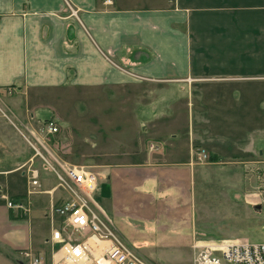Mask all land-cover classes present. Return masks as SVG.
Here are the masks:
<instances>
[{
    "label": "crops",
    "instance_id": "1",
    "mask_svg": "<svg viewBox=\"0 0 264 264\" xmlns=\"http://www.w3.org/2000/svg\"><path fill=\"white\" fill-rule=\"evenodd\" d=\"M77 103L95 116L117 108L119 131L106 134L114 159L100 164L98 188L108 185L101 207L114 230L132 242L128 228H154L193 249L215 200L249 203L220 186L234 182L240 152L264 141V0H0V120L26 132L49 119L74 127ZM8 130L0 125V264L24 251L43 262L36 247L52 242L40 213L65 192L42 163L49 188L29 192L36 159ZM197 146L211 159L193 162ZM11 172L26 176L24 190ZM2 196L25 200L26 215Z\"/></svg>",
    "mask_w": 264,
    "mask_h": 264
},
{
    "label": "rangeland",
    "instance_id": "2",
    "mask_svg": "<svg viewBox=\"0 0 264 264\" xmlns=\"http://www.w3.org/2000/svg\"><path fill=\"white\" fill-rule=\"evenodd\" d=\"M107 107L108 110L105 114H108V116L114 115V118L106 122L108 124L106 128L103 125L102 127L100 126L103 124L102 118L103 116L105 117V114L102 113L101 115L100 113V115L95 116L91 113L94 112L92 106L77 103L73 108L75 109L74 113H70L72 115L70 117L72 118L69 122L71 125L73 124L74 127L69 126V123L67 127L65 124L56 121V119H52L59 124V131L55 136L48 137L49 143L47 144L61 161L72 165L84 166L94 172L97 175L99 183L104 173L103 169L100 168V164L113 158L112 156L116 149V137L107 136L106 134L110 131L115 135V133L119 131V129H117V124H120V122L117 121L119 118L117 117L116 105H107ZM74 114H76L77 118L74 117ZM45 122L46 121H44L40 127L38 126L35 128V131L39 135L45 131ZM0 125L4 129H10L8 131L17 138L15 141L17 144L26 145L21 134V132H26L24 129L20 126L16 129L3 120H0ZM77 125L79 126L77 127ZM144 143H147V139L144 140ZM260 145L261 146L253 147L251 152H240L239 158L237 157L236 160L233 161L235 164L233 170L235 177L234 182L233 179L228 180V182L222 181L220 186L221 193L226 192L225 189L228 187L229 189L234 187L238 193L250 195L247 196L249 202L247 203L248 206L246 204L243 205L244 199L242 196H235V201L232 203L229 202L227 207L224 205V198L223 201L220 202L215 200L213 208L205 211L204 215L207 217V221L203 222L205 223V228L202 226V222L199 223L205 235L200 237L201 240L230 238L257 242L264 241V141ZM29 150L33 154L32 150ZM35 159L36 165L39 166L41 164L39 158H34V160ZM209 159H211V157L208 158V160ZM44 166L45 165L42 167L44 168ZM219 169L221 171L225 170L226 173L227 168L221 166ZM228 176L231 178L232 171L228 172ZM7 177L11 180V185H14V181H17V184L20 185L23 190L25 189V175L21 176L19 173L11 172ZM40 181L42 182L39 177V182ZM41 182L40 189L44 190L49 188L44 182H42L41 185ZM94 198L100 206L105 207L106 201L101 197L99 189L95 192ZM62 199L63 198L60 199V197H55L52 203L57 205ZM49 208L50 203H48L47 206H43L40 213L42 217L40 228L45 233H47L51 227ZM57 219V216H54L55 224ZM200 227H198L197 230H199ZM129 231L130 228H128L127 232L130 233L134 240L132 242L127 239L125 240L129 242L130 245L135 246V249L153 264H188L189 258H192L193 249H191L188 244L184 242L178 243L167 237L159 238L157 229L153 228L149 230L145 227H140L136 231ZM136 242L140 244L141 247L137 245ZM51 250L50 243L42 239L38 243L35 252L42 255L43 264H50ZM15 256L17 257L12 258L15 264H30L27 258H19V254ZM14 258L17 259L15 260Z\"/></svg>",
    "mask_w": 264,
    "mask_h": 264
},
{
    "label": "built area",
    "instance_id": "3",
    "mask_svg": "<svg viewBox=\"0 0 264 264\" xmlns=\"http://www.w3.org/2000/svg\"><path fill=\"white\" fill-rule=\"evenodd\" d=\"M110 4L111 0H103ZM72 15L74 10L67 3ZM10 93V90H8ZM45 131L39 135L27 129L21 134L31 148L33 158H39L56 179L57 187L65 192L59 204L49 208L52 242L50 264H153L125 241L113 228L110 217L94 198L99 188L97 175L84 166L61 161L48 147L50 136L59 131L52 119L44 123ZM155 145H150V148ZM208 151L200 146L192 149V161L204 163ZM29 192L40 187L39 167L29 163L26 168ZM6 200V206L19 216L26 215L27 202L23 199ZM54 216H57L55 224ZM30 264H43L39 256L21 252ZM191 264H264V241L237 239H208L193 246Z\"/></svg>",
    "mask_w": 264,
    "mask_h": 264
},
{
    "label": "water",
    "instance_id": "4",
    "mask_svg": "<svg viewBox=\"0 0 264 264\" xmlns=\"http://www.w3.org/2000/svg\"><path fill=\"white\" fill-rule=\"evenodd\" d=\"M101 195L106 197L108 195V185L106 183H102L100 186Z\"/></svg>",
    "mask_w": 264,
    "mask_h": 264
}]
</instances>
